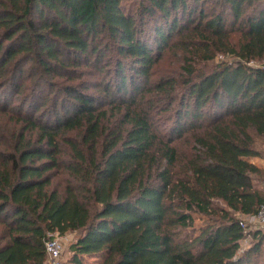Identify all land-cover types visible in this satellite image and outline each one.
<instances>
[{
	"label": "trees",
	"instance_id": "obj_1",
	"mask_svg": "<svg viewBox=\"0 0 264 264\" xmlns=\"http://www.w3.org/2000/svg\"><path fill=\"white\" fill-rule=\"evenodd\" d=\"M255 135L264 0H0V264H264Z\"/></svg>",
	"mask_w": 264,
	"mask_h": 264
},
{
	"label": "rangeland",
	"instance_id": "obj_2",
	"mask_svg": "<svg viewBox=\"0 0 264 264\" xmlns=\"http://www.w3.org/2000/svg\"><path fill=\"white\" fill-rule=\"evenodd\" d=\"M142 0H124V3L128 6V5H133V7L136 9V7L138 8V6L141 4ZM223 58L222 55H218L217 58L213 61H211L209 64H213L214 62H218L219 60H221ZM178 62V60L176 59V57L173 58H169L168 63L172 64H176ZM170 65V66H171ZM162 68H167L169 66H167L166 64L162 63L161 65ZM157 78H160L159 75L156 76ZM172 117L169 116H165L164 117V123H167V125L172 124ZM167 121V122H166ZM255 147L259 150L261 156L259 157H254L252 158L253 160H255L257 162V164L259 166H261L264 169V142L261 138L257 137L255 135ZM58 178L55 179V181H57ZM259 185H263V183L258 182ZM195 223L196 225H200L202 223V219L199 215L195 214ZM240 220H242L246 225H247V229L250 230H254V229H261L264 231V226L257 221L255 218L250 217V216H240ZM61 236V235H60ZM62 240H63V252H62V256H61V262H64L65 260H67L69 258V256L71 255V251L69 250V246L71 244V242H73L76 239V233L75 232H69L66 235H62ZM252 241V237H248L247 239L242 241V249H244V247L249 246L250 242ZM87 260L89 262H91L92 264H101L103 257L102 256H87Z\"/></svg>",
	"mask_w": 264,
	"mask_h": 264
},
{
	"label": "built area",
	"instance_id": "obj_3",
	"mask_svg": "<svg viewBox=\"0 0 264 264\" xmlns=\"http://www.w3.org/2000/svg\"><path fill=\"white\" fill-rule=\"evenodd\" d=\"M250 217L255 218L264 226V204L261 205L257 215ZM240 225L245 231H249L247 225L242 220H240ZM63 249V240L59 232H49L47 239L45 240V250L47 254L46 264H62L61 256Z\"/></svg>",
	"mask_w": 264,
	"mask_h": 264
},
{
	"label": "crops",
	"instance_id": "obj_4",
	"mask_svg": "<svg viewBox=\"0 0 264 264\" xmlns=\"http://www.w3.org/2000/svg\"><path fill=\"white\" fill-rule=\"evenodd\" d=\"M254 162H256L255 160H253ZM257 163V162H256Z\"/></svg>",
	"mask_w": 264,
	"mask_h": 264
}]
</instances>
